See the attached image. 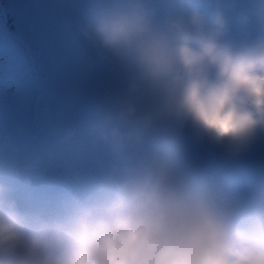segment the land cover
<instances>
[{
	"label": "rangeland",
	"instance_id": "obj_1",
	"mask_svg": "<svg viewBox=\"0 0 264 264\" xmlns=\"http://www.w3.org/2000/svg\"><path fill=\"white\" fill-rule=\"evenodd\" d=\"M8 2L54 88L28 168L35 84L0 20V264H264V0ZM61 130L76 203L29 173Z\"/></svg>",
	"mask_w": 264,
	"mask_h": 264
},
{
	"label": "bare ground",
	"instance_id": "obj_2",
	"mask_svg": "<svg viewBox=\"0 0 264 264\" xmlns=\"http://www.w3.org/2000/svg\"><path fill=\"white\" fill-rule=\"evenodd\" d=\"M226 263V262H225Z\"/></svg>",
	"mask_w": 264,
	"mask_h": 264
}]
</instances>
